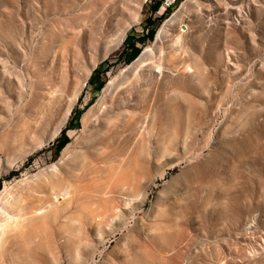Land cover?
Segmentation results:
<instances>
[{
  "label": "rangeland",
  "instance_id": "rangeland-1",
  "mask_svg": "<svg viewBox=\"0 0 264 264\" xmlns=\"http://www.w3.org/2000/svg\"><path fill=\"white\" fill-rule=\"evenodd\" d=\"M160 12V0H0V204L29 212L0 218V264H76L89 188L45 201L113 129L118 150L95 178L119 172L124 148L114 189L131 198L87 264H264V0Z\"/></svg>",
  "mask_w": 264,
  "mask_h": 264
},
{
  "label": "bare ground",
  "instance_id": "bare-ground-1",
  "mask_svg": "<svg viewBox=\"0 0 264 264\" xmlns=\"http://www.w3.org/2000/svg\"><path fill=\"white\" fill-rule=\"evenodd\" d=\"M143 122H144V119H142L141 122H139L141 124L138 126L137 129H140V127L143 125ZM139 123H135L136 126ZM111 131H113L114 135H111L109 139L105 140V144L101 148L102 153L99 156V159H94L96 157L98 158V156L94 157L93 159H91L90 156L86 158L88 159V161L86 160L87 164H89L88 167H86L87 168V172L85 173L86 175L83 174L85 171L81 173L82 175H79V174L75 175L74 177H72V180L69 181L67 185L62 187V189H56L55 191L53 190V192L49 195L46 201L40 200L43 202L45 201V204L50 203V205L52 206L59 203L61 199H63L62 204L66 201H69L70 203V202H73L74 200V197L71 195H74V194L78 195V192L79 193L80 192L83 193L84 191L86 192L87 190L85 189L87 188H89L88 189L89 191L86 192V194L84 193L85 197L83 198L85 200L87 198V200H89L90 202L93 199L95 201L97 200L96 202L93 200L94 202L92 201L91 203L87 201V203L89 204L84 203V202L82 204H77L74 209L75 212L78 211L82 214L81 220H79L81 223V226L79 227L80 230L78 229L79 230L78 240L74 242L71 249H69L67 253L70 254L69 255L70 257L68 256L69 259L70 258L73 259L75 257L76 264H87L88 261L91 259V257L93 256L95 252V249H96L95 247L97 243L99 242L98 240H103V239H100L102 236L101 233L104 229L103 227L106 226V224L108 225V222L106 224H104V222H106L107 220L109 221L111 220L112 222L114 220L115 221L119 220L121 222H122V219L125 220L124 217L126 216L123 217L122 212L124 210V206L127 205L129 198H131V196L122 195L120 199V196H115L117 195V193H116V190L114 189L116 186L120 184L119 182H121L120 173L121 171H123V167L121 166L124 162V152H125L124 148H119V151H118L119 153L117 157H115L116 158L115 161L118 165L117 167H119L118 168L119 172H116L115 175H113V172L110 171V174H108L105 178H100V179L95 178L97 176L96 174H100L96 172H100L101 170H103L102 166L110 161L108 159H110L112 156L108 154V152L111 150H118L117 146L110 147L111 142H113V140L117 138V135L115 134L114 129ZM90 150H89L91 152L90 154H92V149ZM160 152L157 158H159ZM140 172H144V169H142L141 171L135 174L134 178L130 180V182L128 183V186H131L133 189L140 188L141 185H140L139 176L144 175L143 173H140ZM81 188L82 190H84L83 192L81 191ZM78 196L82 198L80 195ZM139 196H142L144 198V196L146 195H144L142 190H140ZM113 198H116V199L113 200ZM52 201H54L55 203L54 204L51 203ZM91 205L92 206L95 205L96 208L95 207L93 208ZM15 207L16 206H14L9 201L1 203L0 204V218L2 219L5 218L6 220H9V219H12L14 216L25 217L28 215L29 213L28 210L24 209L26 207L24 208L23 206H20L19 208H15ZM16 210L21 211L23 213L18 215L16 214ZM30 213L33 214L34 212L30 211ZM103 224L104 226L102 227ZM156 224L158 225V223ZM159 225H161V223ZM153 226H155V224ZM154 228H157V226ZM158 228L160 227L158 226ZM157 231H155L154 233H156ZM151 232L152 230L149 229L148 232H146L147 234H145V236L149 238ZM20 235L21 234L18 235L17 232L13 233V237H16V238ZM152 244H154V242ZM4 247L5 245L3 244V242H0V250L3 249ZM73 253H75V256H73Z\"/></svg>",
  "mask_w": 264,
  "mask_h": 264
},
{
  "label": "built area",
  "instance_id": "built-area-1",
  "mask_svg": "<svg viewBox=\"0 0 264 264\" xmlns=\"http://www.w3.org/2000/svg\"><path fill=\"white\" fill-rule=\"evenodd\" d=\"M183 1L184 0H160V16L173 10V8L177 7Z\"/></svg>",
  "mask_w": 264,
  "mask_h": 264
}]
</instances>
